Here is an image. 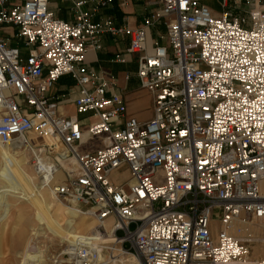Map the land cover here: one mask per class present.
<instances>
[{
  "label": "built area",
  "instance_id": "2783aa9c",
  "mask_svg": "<svg viewBox=\"0 0 264 264\" xmlns=\"http://www.w3.org/2000/svg\"><path fill=\"white\" fill-rule=\"evenodd\" d=\"M113 1L72 0L66 22L50 0H0V148L27 154L42 188L97 223L45 263L264 264L250 252V224L264 221V0L247 16L229 9L244 0H221L220 16L201 0H132L152 8L137 27L95 21ZM104 34L129 38L150 119L85 64ZM63 76L83 118L51 95Z\"/></svg>",
  "mask_w": 264,
  "mask_h": 264
},
{
  "label": "crops",
  "instance_id": "0c3cea01",
  "mask_svg": "<svg viewBox=\"0 0 264 264\" xmlns=\"http://www.w3.org/2000/svg\"><path fill=\"white\" fill-rule=\"evenodd\" d=\"M19 1V3H18ZM24 0H10V6L22 3ZM207 5L215 16H220L227 9L221 5V0H201ZM72 0H50V9L55 16L66 22H73ZM95 2H88L84 9L91 11L95 8ZM231 4L230 13L232 16H247L250 10L254 8L252 0H244L236 7ZM152 8L147 7L143 2H134L132 0H114L111 5L102 8L95 15V21L112 19L115 25L120 26L128 24L131 27H137L141 24L144 17L150 14ZM2 35L7 39L11 47H18L24 57L29 54L23 40L18 36V30L15 27H3ZM155 31H151V38ZM130 40L125 36H111L104 34L102 36V48L95 51L90 49L85 55V64L89 69L103 74L112 82L110 93L121 95L126 103L127 112L141 121H146L153 116L152 98L148 92L141 89L137 71L136 55L128 52ZM116 55H121L124 62L117 61ZM75 85L70 76H63L51 89V95L60 98V112L69 117L83 118L76 113L74 98Z\"/></svg>",
  "mask_w": 264,
  "mask_h": 264
},
{
  "label": "rangeland",
  "instance_id": "374dc122",
  "mask_svg": "<svg viewBox=\"0 0 264 264\" xmlns=\"http://www.w3.org/2000/svg\"><path fill=\"white\" fill-rule=\"evenodd\" d=\"M12 153V151H7L4 154L0 153V161L8 158ZM19 153H21V156L18 160L25 163L24 165L27 167V170L32 177L34 184L37 188H39L40 193L47 199L49 209H53L51 210L55 216L59 217L60 219H65L67 216L65 213V207H70L63 203H60L57 199H55L49 189L41 187L39 179L34 173L32 165L29 161V156L22 151H19ZM3 173V170H1L0 187H6L9 186V184L12 186L8 178H6ZM56 178L58 180H63V174L59 173ZM112 178L115 182L124 183L130 178V173L126 169L121 168L113 174ZM13 187L15 190H19L16 183H13ZM18 195L24 196L23 193H19ZM7 199L12 204L11 210L7 206L8 201H5V204L3 205V201L0 200V264H17V262L19 261L18 254L24 251V248L28 241L31 245V239L34 238L32 236V233L35 232V229H39L40 221L36 217V208L32 207L27 201L15 197H8ZM77 214L79 215L78 212ZM77 221L78 224L82 225L84 223L90 225V221L91 223L94 222L93 219L83 215H79ZM263 224L264 221L254 222L253 224H250L251 231L255 234L254 241L250 243V252L253 257L264 258ZM93 227L90 230L79 229L78 233H90ZM45 231L46 234L43 237H40L37 240L33 241V243L45 251L44 258L47 259L48 256L51 257L52 255L56 254L65 244V242L63 243L62 239L55 236L52 232L47 230Z\"/></svg>",
  "mask_w": 264,
  "mask_h": 264
},
{
  "label": "bare ground",
  "instance_id": "6f19581e",
  "mask_svg": "<svg viewBox=\"0 0 264 264\" xmlns=\"http://www.w3.org/2000/svg\"><path fill=\"white\" fill-rule=\"evenodd\" d=\"M7 151H12L13 153L5 160L0 161V171L3 170L4 176L8 178L12 186L9 184V186H4L3 188L0 187V200L3 201V205L5 204V201H8L7 206L11 210L12 204L7 199L8 197L24 199L32 207L36 208V217L40 221L39 229H35V232L32 233V236L35 239H31V245L28 241L24 248V251L18 254L19 261L17 262V264H46L45 261L48 258H44L45 251L33 243V241L37 240L40 237H43L46 234L45 230L50 231L55 236L61 238L63 243H68L69 241H71L75 234H78L79 229L90 230L95 223V226L90 233L95 231L97 223L94 220V222L92 223L91 221L89 222L90 225L85 223L83 225L78 224L77 220L80 214L78 215L77 211L71 207H65V213L67 215L65 219H60L59 217L55 216L52 212L53 209L51 208V210L48 207L47 199L40 193L39 188H37L34 184L32 177L27 170V167L24 165L25 163L18 160L21 156V153H19V151L10 150L4 147L0 148V153L4 154ZM13 183H16L19 190L14 189ZM19 193H23L24 196L18 195ZM262 226H264V224ZM107 227H110V223L107 224Z\"/></svg>",
  "mask_w": 264,
  "mask_h": 264
}]
</instances>
